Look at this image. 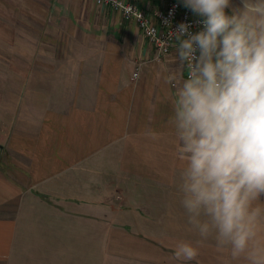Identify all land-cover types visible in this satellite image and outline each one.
<instances>
[{
  "label": "crops",
  "instance_id": "obj_1",
  "mask_svg": "<svg viewBox=\"0 0 264 264\" xmlns=\"http://www.w3.org/2000/svg\"><path fill=\"white\" fill-rule=\"evenodd\" d=\"M19 2L0 7V264H243L211 240L173 256L199 239L172 179L176 45L96 0Z\"/></svg>",
  "mask_w": 264,
  "mask_h": 264
},
{
  "label": "clouds",
  "instance_id": "obj_2",
  "mask_svg": "<svg viewBox=\"0 0 264 264\" xmlns=\"http://www.w3.org/2000/svg\"><path fill=\"white\" fill-rule=\"evenodd\" d=\"M202 19L191 31L170 30L177 70L167 124L173 176L196 244L180 241L173 256L195 260L197 245L243 264H264V0H182Z\"/></svg>",
  "mask_w": 264,
  "mask_h": 264
},
{
  "label": "built area",
  "instance_id": "obj_3",
  "mask_svg": "<svg viewBox=\"0 0 264 264\" xmlns=\"http://www.w3.org/2000/svg\"><path fill=\"white\" fill-rule=\"evenodd\" d=\"M99 5L118 10L125 20H134L143 35L148 38L161 55L168 54L175 41L168 38L181 22L189 23L191 31L202 27V19L186 7L181 0H161V4L147 11L138 0H96ZM137 72L134 73V76Z\"/></svg>",
  "mask_w": 264,
  "mask_h": 264
},
{
  "label": "rangeland",
  "instance_id": "obj_4",
  "mask_svg": "<svg viewBox=\"0 0 264 264\" xmlns=\"http://www.w3.org/2000/svg\"><path fill=\"white\" fill-rule=\"evenodd\" d=\"M14 1V5L16 6V4L20 3L19 1L21 0H0V7H4V5L6 6V3H13ZM20 13V12H19ZM14 17H13V25H14V40L17 44H15V51L21 50V45H22V29L23 27L22 22H21V15H18V12L15 10L14 12ZM0 16H3L2 12L0 13ZM27 30V29H26ZM30 32L35 31V34H37V28H29ZM0 51H5V46L2 42H0Z\"/></svg>",
  "mask_w": 264,
  "mask_h": 264
}]
</instances>
